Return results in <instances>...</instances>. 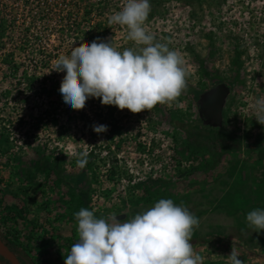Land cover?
<instances>
[{"label":"rangeland","instance_id":"obj_1","mask_svg":"<svg viewBox=\"0 0 264 264\" xmlns=\"http://www.w3.org/2000/svg\"><path fill=\"white\" fill-rule=\"evenodd\" d=\"M149 2L144 27L185 61L181 95L138 113L94 98L82 111L63 105L46 116L53 98L20 83L34 64L24 60L21 38L38 34L35 51L57 52L52 67L100 28L117 51H138L126 26L108 25L126 0H0V264H65L81 208L109 222L123 214V222L212 183L233 162H250L264 196V125L254 117L264 98V0ZM74 20L80 32L70 31ZM102 121L107 131L97 134ZM85 152L92 169L77 166Z\"/></svg>","mask_w":264,"mask_h":264},{"label":"clouds","instance_id":"obj_2","mask_svg":"<svg viewBox=\"0 0 264 264\" xmlns=\"http://www.w3.org/2000/svg\"><path fill=\"white\" fill-rule=\"evenodd\" d=\"M150 10L149 0H126L108 18L109 26H126L128 39L142 46L138 51L121 52L110 42L93 40L54 61L52 70L65 73L59 92L66 108L81 110L86 100L99 98L102 105L138 113L158 103L171 106L181 95L186 89L185 61L167 44L154 43L144 27ZM254 110L257 122L264 125V98L255 101ZM93 131L104 133L107 125H93ZM86 163L87 153H81L77 166L82 169ZM74 216L78 240L65 256V264H201L191 243L199 219L172 199L161 198L123 222L116 215L111 222L97 218L87 208ZM246 222L253 231L264 230V208L249 211ZM227 259L229 264H243L233 249Z\"/></svg>","mask_w":264,"mask_h":264},{"label":"crops","instance_id":"obj_3","mask_svg":"<svg viewBox=\"0 0 264 264\" xmlns=\"http://www.w3.org/2000/svg\"><path fill=\"white\" fill-rule=\"evenodd\" d=\"M249 163H230L220 178L200 183L174 201L199 219L191 242L197 254L204 251L201 264H229V245L243 264H264V230L253 231L246 222L249 211L264 207Z\"/></svg>","mask_w":264,"mask_h":264},{"label":"trees","instance_id":"obj_4","mask_svg":"<svg viewBox=\"0 0 264 264\" xmlns=\"http://www.w3.org/2000/svg\"><path fill=\"white\" fill-rule=\"evenodd\" d=\"M81 21L79 20H74L71 24H69V28H70V31H74V30H77L78 32H80L81 30ZM93 28H96V26H92L91 30L92 32H94L95 30H93ZM29 30H27L28 32ZM77 32V33H78ZM91 32V31H90ZM97 32V35L95 36L93 33L90 35L91 39L92 40H97L98 42L100 40L104 41V33H103V30L98 29ZM95 33V32H94ZM32 35H25L24 37L21 38V46H22V52L25 53V55L23 56L24 57V60L25 59H30L31 61L33 60L34 64H32V70H33V73L32 74H27L25 73L24 74V78L22 80H20V83H22L23 85H26V88L27 90L31 91L32 93H35L36 96H38L39 98L40 97H44V96H48V97H52L53 99L50 100L52 101V108H50L51 110L47 111L46 116H49L51 114L54 113L55 110H58V109H61V107L63 106V102H62V96L59 92V88H60V80H59V73L60 72H56L54 70H49L51 71L49 74L47 73H41L40 70H48L49 67L51 66V61L52 59L55 57L53 54L57 53V52H50V51H45V50H38V51H35L34 50V43H37V46H39V39H40V36L38 34H35V33H31ZM32 41V42H31ZM28 42H31L28 46H27V43ZM33 45V46H32ZM28 47L29 50H26ZM31 48V49H30ZM34 53V54H33ZM39 56V62L36 58L33 57V55H37ZM64 55V54H63ZM9 56H13V54H9ZM58 57V56H57ZM14 65L20 70V67L22 68H27V65L26 66H23V63H17L15 62ZM52 68V66H51ZM23 75V74H22ZM38 85H37V83ZM37 85V86H36ZM51 99V98H50ZM94 98H89L88 100H86V104L87 105H94L93 104V100ZM95 108L97 107L96 105L94 106ZM91 108V109H94ZM98 109H100L98 107ZM82 111V109L80 110ZM110 112L113 111V108H110L109 109ZM84 112H81L80 115H86L85 113L83 114ZM76 118H77V113L75 114ZM107 118V116H106ZM104 120H106L104 118ZM101 124H108L106 121H102ZM91 155H93V151H91ZM93 161L92 160H88V156H87V163L85 165L86 169H92V163ZM112 174H114V171L111 172Z\"/></svg>","mask_w":264,"mask_h":264},{"label":"water","instance_id":"obj_5","mask_svg":"<svg viewBox=\"0 0 264 264\" xmlns=\"http://www.w3.org/2000/svg\"><path fill=\"white\" fill-rule=\"evenodd\" d=\"M119 219H123L125 216L122 214V215H119L117 216Z\"/></svg>","mask_w":264,"mask_h":264}]
</instances>
